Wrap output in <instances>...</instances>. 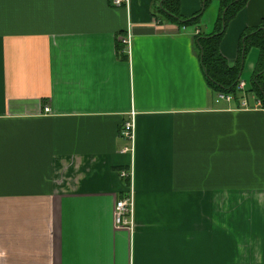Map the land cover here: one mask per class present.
<instances>
[{"label": "crops", "instance_id": "0c3cea01", "mask_svg": "<svg viewBox=\"0 0 264 264\" xmlns=\"http://www.w3.org/2000/svg\"><path fill=\"white\" fill-rule=\"evenodd\" d=\"M156 6L0 0V264H264V109L215 103L196 28L159 21ZM219 7L196 30L211 32ZM200 8L180 0L184 17ZM262 21L264 0H247L228 22L230 65ZM131 110L132 155L120 152ZM130 165L132 232L113 221Z\"/></svg>", "mask_w": 264, "mask_h": 264}, {"label": "trees", "instance_id": "16d2710c", "mask_svg": "<svg viewBox=\"0 0 264 264\" xmlns=\"http://www.w3.org/2000/svg\"><path fill=\"white\" fill-rule=\"evenodd\" d=\"M212 0H201V8L189 17L180 13V0H157L154 15L159 21L177 24L179 27L199 29L200 19L207 4ZM219 13L211 32L199 31L193 34V44L199 57L200 67L207 85L215 92L231 93L239 98L236 85L241 78L246 54L250 48L258 50L254 69L246 80V93L259 100L264 109V21L246 27L240 37L238 54L230 65L219 51V44L228 22L245 6L247 0H218Z\"/></svg>", "mask_w": 264, "mask_h": 264}, {"label": "built area", "instance_id": "2783aa9c", "mask_svg": "<svg viewBox=\"0 0 264 264\" xmlns=\"http://www.w3.org/2000/svg\"><path fill=\"white\" fill-rule=\"evenodd\" d=\"M114 6H128L129 0H111ZM185 29V27H181ZM196 33L197 30L195 29ZM122 44L125 46L126 52H129L132 45V32L130 27L121 38ZM236 91L239 94V104L242 108L249 107V98L255 100L256 106H261L259 100H256L252 95L246 93V81L240 79L236 85ZM235 97L233 94L224 92H215L213 100L215 103L226 102L230 103L234 101ZM44 112H49L50 108L48 105L44 106ZM120 135L125 140V144L121 147L120 152L128 153L130 155L134 152L135 144V111L131 110L125 120L122 123L120 129ZM119 176L127 180V193L116 199L113 210V221L118 228H127L131 232L135 227L134 219V187H133V169L130 165L128 168L120 169Z\"/></svg>", "mask_w": 264, "mask_h": 264}, {"label": "rangeland", "instance_id": "374dc122", "mask_svg": "<svg viewBox=\"0 0 264 264\" xmlns=\"http://www.w3.org/2000/svg\"><path fill=\"white\" fill-rule=\"evenodd\" d=\"M249 76H250V74H249V72H247V70H244L242 72V74H241V78L242 79H245V80H248L249 79Z\"/></svg>", "mask_w": 264, "mask_h": 264}]
</instances>
